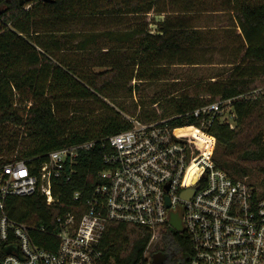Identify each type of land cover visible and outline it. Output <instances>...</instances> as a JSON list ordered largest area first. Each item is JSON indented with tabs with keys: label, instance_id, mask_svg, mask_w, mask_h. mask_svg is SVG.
Masks as SVG:
<instances>
[{
	"label": "trees",
	"instance_id": "1",
	"mask_svg": "<svg viewBox=\"0 0 264 264\" xmlns=\"http://www.w3.org/2000/svg\"><path fill=\"white\" fill-rule=\"evenodd\" d=\"M167 1L179 8L180 16L192 13L195 7L205 8L208 2L210 12L230 16L244 46L238 61L228 63L227 76L212 77L214 81L199 92L210 100L203 102L199 94L176 96L168 115L229 100L234 128L217 118L207 127L216 143L212 162L235 180L249 177L253 171L264 178V134L257 126L263 118L257 100L264 97V91L253 94L257 85H264V0H37L23 6L19 0H0V163L6 160L3 153L16 149L18 136L9 137L8 126L23 128L31 142L16 157L33 159L35 164L53 150L105 140L126 130L129 124L121 120L120 112L104 104L107 114L94 122L87 121L88 117L76 120L74 115L62 119L55 112L66 102H98L110 87L120 90L126 86L130 94L138 86L129 85L133 79L157 80L160 65L171 66L177 56L185 57L199 47L201 36L187 19L176 25L164 21L154 33L141 26L127 32L121 29L127 20L144 19ZM109 17L117 21V29L99 33L97 28ZM152 114L141 118H156ZM78 123L81 126L74 127ZM86 125L80 133L78 129ZM200 140L206 148L212 144L210 138ZM100 150L97 146L94 152L80 154L73 180L54 191L59 198L54 215L72 210V194L83 184L88 191L95 185L98 173L105 169ZM8 210L15 221L29 225L40 226L47 217L36 197L12 199ZM150 238L151 233L143 228L111 224L100 243L101 264H145L143 254ZM159 245L162 264H189L191 246L185 233L166 228Z\"/></svg>",
	"mask_w": 264,
	"mask_h": 264
},
{
	"label": "built area",
	"instance_id": "2",
	"mask_svg": "<svg viewBox=\"0 0 264 264\" xmlns=\"http://www.w3.org/2000/svg\"><path fill=\"white\" fill-rule=\"evenodd\" d=\"M230 105L228 100L149 119L126 116V130L53 150L39 164L16 156L3 160L0 264H101L100 243L113 223L151 233L143 260L152 264L148 248L166 228L174 231L171 214L179 215L190 240L189 264H264V178L235 180L212 162L215 139L207 127L217 118L233 129ZM200 136L213 140L209 148ZM97 146L105 169L90 191L83 184L72 194V210L54 215V191L73 180L80 154ZM35 197L47 211L44 224L11 218L12 199Z\"/></svg>",
	"mask_w": 264,
	"mask_h": 264
},
{
	"label": "rangeland",
	"instance_id": "3",
	"mask_svg": "<svg viewBox=\"0 0 264 264\" xmlns=\"http://www.w3.org/2000/svg\"><path fill=\"white\" fill-rule=\"evenodd\" d=\"M204 5L207 6L198 9L202 12H199L197 17L198 20L201 21V27L206 29L201 33L202 47L197 49L198 53L194 56L198 63L199 59H203V64L197 68L183 67L181 71H176L177 69H172V67L156 69V73L159 75L158 79L167 78L168 80L163 79L160 81L157 79L140 83L135 88L132 87L133 89L130 94L127 93L128 87L126 86H122V88L120 87V90L117 88L116 90L115 87H110L104 93V96H99L98 102L95 100H88L62 103L63 105L60 110L55 112L56 116L62 119H69L74 115L76 120L87 119L88 117L87 121L94 122L99 118L104 117V114H107V110L102 107V104H104L116 112H120L119 115L121 120L122 118L125 119L126 116L140 117L139 119H149L141 117L143 115L149 117L148 115L152 114V110L155 111L152 115H155L156 118L158 116H169V111H172L169 109L171 106V100L182 94L187 96L199 94L202 95L203 102L210 100L208 95L199 93L205 91L203 87H205L206 84H210L207 79L211 77L219 79L227 76L231 68V65L228 63H236L238 61L240 57L239 52L243 50L244 46L242 38L239 35L240 32L232 23L230 16L225 12H210L211 8L208 6V2L204 3ZM163 6L165 5H161V7ZM176 78H179L180 82L173 83L169 81ZM183 86H187L185 87L186 89H184ZM263 91L264 85H257L253 94L261 95L263 94ZM153 101H157L159 106L157 103L152 104ZM257 101L261 113H263V118L257 126L258 130L263 131L264 134V97H261ZM156 109L159 110L160 115L157 114ZM229 112L231 114V111ZM224 115L228 116V109H226ZM76 126L79 127L81 125L78 123V125H74V127ZM87 128L88 126L86 125L85 128H80L78 131L83 133ZM8 135L9 137L18 136V138L15 151L9 154L3 153L4 158L9 159L13 156H20L21 153L29 148L31 142L24 134L23 128L8 126ZM248 176L249 178L255 179L263 178L254 171L250 172ZM159 242L160 239H155L150 244L148 248V256L150 255L152 257L157 253V250L160 248Z\"/></svg>",
	"mask_w": 264,
	"mask_h": 264
},
{
	"label": "crops",
	"instance_id": "4",
	"mask_svg": "<svg viewBox=\"0 0 264 264\" xmlns=\"http://www.w3.org/2000/svg\"><path fill=\"white\" fill-rule=\"evenodd\" d=\"M164 8L160 7L159 10H162L163 13H159L162 11L156 10L154 11H150L147 15L144 16V19H138V20H127L125 22V25L121 26V29L125 32L130 31V30H135L137 27H142L143 29L148 30L151 33H154L156 31H158L161 27V23L162 22H167V23H173L174 25H176V22H180L183 19H187L190 20L191 22L189 23L190 26L195 27V29L199 32L200 36L202 31H204L206 28L201 27V21L198 20V13L200 8L195 7L193 10V12H189L187 15H181L178 13L179 8L175 7L173 8L172 6H174V4H170L169 1H167V4H164ZM212 10V9H211ZM187 24L189 21H186ZM117 21L114 19V17H109L108 19L102 21V24L97 28L99 33L102 32H112L115 31L117 29ZM113 43H111L112 45ZM202 47V42L201 45H199V47H196L192 50H190L187 55L185 57H181V56H177L175 59V63L173 65H165L162 64L159 66V68H163V67H167V68H171L172 69H177L176 71H181L183 69V67H187V68H197L199 67L201 64H203L204 60L203 59H199V63L196 61V59L194 58L195 54H197V49ZM223 66V65H222ZM158 68V69H159ZM165 80H168L167 78H162ZM208 82L209 81H214L211 78L207 79ZM173 83H178L180 82L179 78L176 79H171L169 80ZM140 83L143 82H137L136 80H132L130 82L129 85H138ZM187 86H183V88H185ZM202 95H199L200 98Z\"/></svg>",
	"mask_w": 264,
	"mask_h": 264
},
{
	"label": "water",
	"instance_id": "5",
	"mask_svg": "<svg viewBox=\"0 0 264 264\" xmlns=\"http://www.w3.org/2000/svg\"><path fill=\"white\" fill-rule=\"evenodd\" d=\"M33 1L37 0H19V4L23 6L26 3H31ZM41 1H51V0H41ZM192 191L188 192L184 197V199H188V197L191 195ZM167 207H169V204L167 203ZM169 226L174 229L176 233H182V225H181V219L178 214H171L169 219ZM163 257L161 254L157 253L152 256V264H162L163 263Z\"/></svg>",
	"mask_w": 264,
	"mask_h": 264
},
{
	"label": "bare ground",
	"instance_id": "6",
	"mask_svg": "<svg viewBox=\"0 0 264 264\" xmlns=\"http://www.w3.org/2000/svg\"><path fill=\"white\" fill-rule=\"evenodd\" d=\"M201 137V136H200Z\"/></svg>",
	"mask_w": 264,
	"mask_h": 264
},
{
	"label": "snow or ice",
	"instance_id": "7",
	"mask_svg": "<svg viewBox=\"0 0 264 264\" xmlns=\"http://www.w3.org/2000/svg\"><path fill=\"white\" fill-rule=\"evenodd\" d=\"M23 174V173H22Z\"/></svg>",
	"mask_w": 264,
	"mask_h": 264
}]
</instances>
